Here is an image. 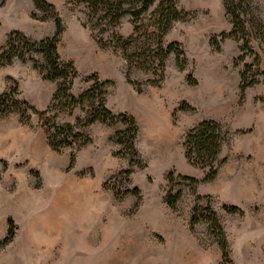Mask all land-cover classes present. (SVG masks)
Here are the masks:
<instances>
[{
	"label": "rangeland",
	"instance_id": "obj_1",
	"mask_svg": "<svg viewBox=\"0 0 264 264\" xmlns=\"http://www.w3.org/2000/svg\"><path fill=\"white\" fill-rule=\"evenodd\" d=\"M48 1L66 28L60 56L78 70L72 92L86 87L83 78L93 73L113 82L107 105L115 113L135 116L136 147L145 166L135 168L129 182L115 175L128 166L121 146L111 140L123 128L120 123L95 122L85 128L90 143L57 153L47 145L36 115L27 124L17 113L0 117V240L7 234L8 218L17 226L12 241L0 248V264H227L207 223L189 224L194 205L206 202L196 196L206 194L225 231L233 264H264V82L260 77L240 99L239 71L244 62H254V54L246 52L238 61L240 42L220 41L218 34L231 28L223 0H175L185 18L172 23L164 41H181L187 64L179 70L170 54L160 84L150 82L159 73L135 67L128 71L121 50L99 45L98 39L106 41L108 33L99 34L103 24L88 18L84 4ZM255 5L264 24V0ZM46 14L31 0H0V46L11 30L33 39L51 36L54 20L44 19ZM114 31L130 35L131 16L124 15ZM213 36L220 41L218 50L210 44ZM251 47L264 68V44L251 40ZM188 75L196 84L187 83ZM15 84L19 96L38 109L49 104L56 87L31 61L18 59L0 66V92ZM184 103L193 108L178 110ZM203 119H214L226 130L219 154L226 161L213 180L200 181L195 190L177 178L182 194L171 209L164 201L169 172L201 180L206 171L187 162L182 146L185 133ZM72 152L75 162L68 168ZM106 183L138 186L139 206L134 208L132 195L116 200L103 187ZM64 187L84 194L78 202L67 196L59 202ZM223 204L236 205L242 213H228Z\"/></svg>",
	"mask_w": 264,
	"mask_h": 264
},
{
	"label": "trees",
	"instance_id": "obj_2",
	"mask_svg": "<svg viewBox=\"0 0 264 264\" xmlns=\"http://www.w3.org/2000/svg\"><path fill=\"white\" fill-rule=\"evenodd\" d=\"M31 1L36 9L48 13L43 17L44 19L54 20V33L51 36L33 39L22 31L11 30L4 44L0 46V66L10 64L14 59L22 62L31 61L42 78L55 82L56 87L49 104L43 109L36 108L26 98L20 97L17 84L0 92V117L17 113L19 121L27 124L32 116L36 115L47 145L57 153L65 148L79 150L90 143L91 137L85 132V128L95 122L109 125L122 124L123 128L115 130L111 140L121 146L120 153L127 158L128 166L115 175H123L129 182L134 169L145 166L136 147L138 125L135 116L128 111L113 112L107 105L108 88L113 82L110 79H100L96 73L83 78V81L88 83L86 87L77 93L72 92L78 70L72 61H65L60 56V38L66 29L63 20L55 11L52 2ZM68 1L84 4L88 18H96L100 24H103L99 34L107 32L108 39L106 41L98 39L99 45L121 50L128 64V71L131 67H135L159 73L160 78L150 82L160 84L165 62L170 54L174 55L179 70L185 69L187 58L181 41L178 39L164 41V35L171 28L172 23L185 18L182 11L177 8L175 0ZM223 6L231 28L227 32L218 34L220 41L229 38L240 42L241 54L237 57L238 61L244 60L246 52L254 54V62H244L239 71V92L242 99L245 89L259 83L260 77L264 82V68L260 66L259 55L251 47V40L264 44V24L257 15L255 0H223ZM126 14L132 18L133 32L124 37L114 31V28ZM145 19L148 24L143 23ZM142 38L145 41H142ZM220 41L217 40V36L210 38V44L216 50L219 49ZM128 75L127 72L126 76ZM127 80L129 81L128 78ZM186 81L191 85L196 84V80L191 75L186 77ZM136 90L141 92L140 87ZM192 108L184 103L178 107V110ZM63 116L69 119H63ZM226 136V130L214 119H203L185 133L182 141L185 159L191 165L206 171L201 180L189 175L174 176L173 171L169 172L168 188L164 195L168 207L174 209L182 194L177 178L186 181L188 186L195 190L200 181L207 182L216 177L218 166L226 161L225 157L219 158ZM74 162L75 154L72 152L69 155L68 168H71ZM79 174L84 175L85 172ZM103 187L109 189L116 200H122L127 195L134 196L136 198L134 208L139 206L141 189L138 186L121 188L116 184L106 183ZM200 198H205L206 202L204 205L195 204L192 208L190 227L202 221L206 222L208 232L214 237L221 250L222 263L233 264L225 231L217 213L210 205L211 195L196 196V200ZM222 207L228 213H242V210L233 204H223ZM7 222L8 231L0 240V248L12 241L17 228L11 218H8Z\"/></svg>",
	"mask_w": 264,
	"mask_h": 264
},
{
	"label": "bare ground",
	"instance_id": "obj_3",
	"mask_svg": "<svg viewBox=\"0 0 264 264\" xmlns=\"http://www.w3.org/2000/svg\"><path fill=\"white\" fill-rule=\"evenodd\" d=\"M65 188V187H64ZM68 188H70L69 186H68ZM68 188H65V189H62L63 191L61 192L62 194H60L59 195V197H58V201L60 202L61 200H63V198H64V196H67V197H69V198H74V199H77V202H78V199L80 200V197L84 194L83 192H81V193H78V194H75V193H73L72 192V190H73V188H72V190H69ZM60 191H61V189H60ZM62 195H63V197H62ZM66 198V197H65ZM82 198V197H81ZM68 199V198H67ZM57 201V202H58ZM65 201H66V199H65ZM65 201H63V202H65ZM83 200H81V202H82ZM86 202V204H88V205H93V203H91V202H89V201H85ZM83 203V202H82ZM85 204V203H84ZM85 207V206H84ZM86 208V207H85ZM89 208V207H88ZM91 208V207H90ZM87 211V210H86ZM86 239V238H85Z\"/></svg>",
	"mask_w": 264,
	"mask_h": 264
}]
</instances>
